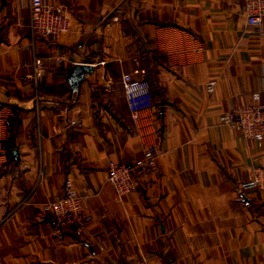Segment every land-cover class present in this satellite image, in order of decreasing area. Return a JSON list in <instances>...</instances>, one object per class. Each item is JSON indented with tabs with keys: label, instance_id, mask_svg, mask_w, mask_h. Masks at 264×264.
Masks as SVG:
<instances>
[{
	"label": "crops",
	"instance_id": "obj_1",
	"mask_svg": "<svg viewBox=\"0 0 264 264\" xmlns=\"http://www.w3.org/2000/svg\"><path fill=\"white\" fill-rule=\"evenodd\" d=\"M47 1L70 22L55 40L30 35L28 0H0V264H264V193L242 191L245 203L237 187L264 164V139L220 122L264 98V17L248 25L241 0ZM150 61L154 105L134 119L120 75ZM75 63L93 71L71 88ZM150 144V175L112 200L108 160ZM66 177L87 217L78 235L43 209Z\"/></svg>",
	"mask_w": 264,
	"mask_h": 264
},
{
	"label": "built area",
	"instance_id": "obj_2",
	"mask_svg": "<svg viewBox=\"0 0 264 264\" xmlns=\"http://www.w3.org/2000/svg\"><path fill=\"white\" fill-rule=\"evenodd\" d=\"M242 11L248 25L260 30L264 17V0H241ZM28 31L33 38L55 40L70 29V22L62 4L47 0H28ZM57 62L61 58L56 59ZM43 57L34 53L30 62L31 72L26 76L31 82L38 83L47 67ZM127 108L132 118L137 113L154 105L152 85L145 76L133 78L128 72L120 75ZM215 81L204 83L205 90L211 92ZM262 90L251 93L250 102L228 110L220 115V122L236 128L245 137L260 141L264 139V98ZM157 148L154 144L144 147L142 155L133 160H114L107 162L106 179L114 190L112 200L123 198L136 188L139 176H148L155 166ZM238 190L254 189L264 193V164L255 166L251 176L239 182ZM43 209L51 215L58 228H71L75 234H81L86 226V214L83 210L82 196L73 181L66 177L62 185V194L43 204ZM126 264V263H122ZM128 264H156L143 258Z\"/></svg>",
	"mask_w": 264,
	"mask_h": 264
},
{
	"label": "water",
	"instance_id": "obj_3",
	"mask_svg": "<svg viewBox=\"0 0 264 264\" xmlns=\"http://www.w3.org/2000/svg\"><path fill=\"white\" fill-rule=\"evenodd\" d=\"M2 3L5 2V0H1ZM93 71V65L90 63H75L69 68H67L65 80L69 87L75 88L80 84V82L83 80L84 76L86 74L92 73ZM238 195L240 196V199L248 203L249 200L245 196V194L242 191H238Z\"/></svg>",
	"mask_w": 264,
	"mask_h": 264
},
{
	"label": "trees",
	"instance_id": "obj_4",
	"mask_svg": "<svg viewBox=\"0 0 264 264\" xmlns=\"http://www.w3.org/2000/svg\"><path fill=\"white\" fill-rule=\"evenodd\" d=\"M155 69H156L155 62L154 61H150L149 64H148V72H147V74L145 76L148 79V81L151 80L154 77Z\"/></svg>",
	"mask_w": 264,
	"mask_h": 264
},
{
	"label": "rangeland",
	"instance_id": "obj_5",
	"mask_svg": "<svg viewBox=\"0 0 264 264\" xmlns=\"http://www.w3.org/2000/svg\"><path fill=\"white\" fill-rule=\"evenodd\" d=\"M144 76H146V74H144Z\"/></svg>",
	"mask_w": 264,
	"mask_h": 264
}]
</instances>
